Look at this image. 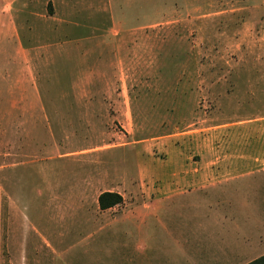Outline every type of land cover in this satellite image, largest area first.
Instances as JSON below:
<instances>
[{
  "label": "rangeland",
  "instance_id": "1",
  "mask_svg": "<svg viewBox=\"0 0 264 264\" xmlns=\"http://www.w3.org/2000/svg\"><path fill=\"white\" fill-rule=\"evenodd\" d=\"M1 28L42 105L17 123L4 96L0 264L94 261L77 243L90 218L172 196L197 136L264 113V0H0ZM105 191L124 202L101 209Z\"/></svg>",
  "mask_w": 264,
  "mask_h": 264
},
{
  "label": "crops",
  "instance_id": "2",
  "mask_svg": "<svg viewBox=\"0 0 264 264\" xmlns=\"http://www.w3.org/2000/svg\"><path fill=\"white\" fill-rule=\"evenodd\" d=\"M3 45L1 28L0 124L6 118L5 95L6 104L17 103L10 107L12 112L21 105L23 116L17 123L26 124L36 120L37 105H42L38 79L31 67L29 73H22L19 54L12 51L6 56ZM239 115L240 110L228 114L229 119L214 126L219 135L212 136L219 137L218 142L208 134L196 137L201 158L176 169L165 188L173 189L172 196L90 218L95 221L92 228L78 231L77 243L84 254L94 255V261L80 264H248L263 256L264 113L243 119ZM1 136L0 204L4 205L7 170ZM35 156L33 163L42 169L51 160L52 145L48 157ZM68 250L67 246L63 255Z\"/></svg>",
  "mask_w": 264,
  "mask_h": 264
},
{
  "label": "trees",
  "instance_id": "3",
  "mask_svg": "<svg viewBox=\"0 0 264 264\" xmlns=\"http://www.w3.org/2000/svg\"><path fill=\"white\" fill-rule=\"evenodd\" d=\"M99 206L101 209H108L123 202V196L114 191H105L99 195ZM248 264H264V255Z\"/></svg>",
  "mask_w": 264,
  "mask_h": 264
}]
</instances>
